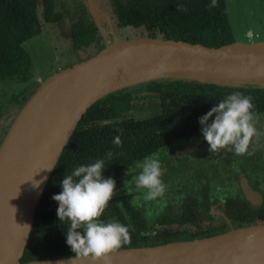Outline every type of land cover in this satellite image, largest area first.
<instances>
[{
	"label": "trees",
	"instance_id": "obj_1",
	"mask_svg": "<svg viewBox=\"0 0 264 264\" xmlns=\"http://www.w3.org/2000/svg\"><path fill=\"white\" fill-rule=\"evenodd\" d=\"M211 3L212 0H126L112 6L118 26L143 27L148 36L207 46L234 41L225 0H216V5L210 7ZM67 12L68 8L60 0H0V79L27 82L17 95L19 107L38 86L32 76L30 54L23 43L41 32L43 21L57 20ZM72 13L73 49L97 42V51L100 50L104 43H99L97 26L89 19L85 5L74 7ZM142 84L145 85L143 93L133 95L127 89L117 90L97 100L83 114L45 185L21 263L75 255L66 243L69 222L60 221L59 204L52 197L62 191L65 175L97 159L105 162L104 177L116 181V195L100 219H114L130 226L131 243L122 248L181 240L166 239V231L156 232V226L192 225L196 231L201 230V236L212 235L199 228L203 220L213 219L209 204L222 208L226 217L240 224L251 222L253 215L264 219V201L258 208L249 207L237 180L239 173L246 172L252 185L264 193V151L258 155L257 150L251 148L249 151L254 154L244 155L249 166L237 160L239 155L234 152L226 159L217 157L210 164L192 163L187 167L179 163L184 169L179 181L170 179L165 184L164 196L153 200L150 208L143 200L142 191L127 189L140 171L136 168L138 162L158 153L161 165L165 164L166 148L176 141L201 134L199 118L226 95L240 91L251 96L255 104L253 111L258 117L263 115L264 86L218 85L182 78H163ZM137 104L141 106L139 114L133 111ZM150 109L151 112L146 113ZM117 135L122 140L120 146L113 143ZM196 165L200 166L196 173L188 170ZM119 188L121 191H117ZM176 188L179 194L175 193ZM167 195L168 200H165ZM136 197H140V201L134 206L131 202Z\"/></svg>",
	"mask_w": 264,
	"mask_h": 264
},
{
	"label": "water",
	"instance_id": "obj_2",
	"mask_svg": "<svg viewBox=\"0 0 264 264\" xmlns=\"http://www.w3.org/2000/svg\"><path fill=\"white\" fill-rule=\"evenodd\" d=\"M87 2L94 14L96 3ZM112 36L88 58L46 75L8 124L0 142V264H93L76 255L24 263L20 259L60 154L97 100L163 78L264 86V40L207 46L148 35ZM238 182L247 205L258 208L264 200L261 191L245 174ZM110 264H264V222L208 236L124 247Z\"/></svg>",
	"mask_w": 264,
	"mask_h": 264
},
{
	"label": "clouds",
	"instance_id": "obj_3",
	"mask_svg": "<svg viewBox=\"0 0 264 264\" xmlns=\"http://www.w3.org/2000/svg\"><path fill=\"white\" fill-rule=\"evenodd\" d=\"M215 5L216 0H212L210 7ZM160 67L162 71L165 70L163 64ZM254 108L251 96L235 91L202 115L199 123L203 137L210 146L209 152L226 149L240 156L253 155L249 151L250 146L255 138L264 135L256 127L259 117ZM118 131L122 132V129ZM113 143L122 145L121 137L115 136ZM136 168L140 171L133 180L138 190H146L143 200L153 201L163 197L167 186L162 180L163 169L158 153L145 157L136 164ZM104 169L102 159L78 166L71 174L65 175L61 182L62 191L52 197L59 204L57 215L60 221H68L70 225L66 243L77 258L89 259L93 264H110L111 257L131 243L130 226L114 219H100L116 195V181L111 177L105 178ZM45 179L43 177L37 181V186ZM139 201L140 197H136L131 203L137 206Z\"/></svg>",
	"mask_w": 264,
	"mask_h": 264
},
{
	"label": "rangeland",
	"instance_id": "obj_4",
	"mask_svg": "<svg viewBox=\"0 0 264 264\" xmlns=\"http://www.w3.org/2000/svg\"><path fill=\"white\" fill-rule=\"evenodd\" d=\"M60 1L64 2L65 7L68 8L67 14L64 13V16L57 20L49 22L43 21L41 32L23 43L31 57V72L34 80L38 77L52 74L53 72L59 71L66 66L74 64L75 62L88 58L89 56L96 53L98 49L94 48V44L97 42L86 46V48L78 50L73 49L71 34L68 32V28L72 22V11H74V7L79 8L80 4L75 6L69 4L70 0ZM225 2L235 40L246 41L249 40V38L253 41L264 40V0H225ZM95 5L97 9L96 12L104 11L102 6L98 10L97 4ZM69 11L71 12L69 13ZM39 15L41 17L40 10ZM94 16L96 19L95 22L105 30V33L103 34V40L107 39L109 42L113 40L112 37L114 35L112 36L111 33H108L109 27L113 29L112 33L118 38H129L146 35L143 27H119L117 25V21L112 17L109 20H103L99 14H94ZM26 85L27 82H21L15 78L4 80L0 79V116H3V122L7 121V123H10V121L8 122V119H6L8 112H10L8 110L19 107L16 105V102L19 101L17 98L19 96L17 95L21 88L25 87ZM144 89L145 85L141 83L140 85H135L128 88L127 90L133 95H137L143 93ZM140 107L141 106H138V104L134 106L133 111L135 114L140 113V111H138ZM146 111V113L151 112V109ZM256 127L259 131L264 132V114L259 116ZM7 129L8 128L6 127H1L3 133H6ZM261 142L264 144V135L260 136L259 138H255L253 141L254 144L252 143V145L259 147L262 145ZM206 143L207 141L200 137L197 140L194 139L193 141L189 142V144H178L167 147L164 152L166 156L163 158L165 164L161 165L163 169V182L166 184L171 181L170 179L172 178L179 181V177L184 173V169L182 168L183 166H180L178 159L185 157V154H195V152L198 151L205 153L207 148ZM200 145H202L204 149H202ZM258 147L255 149L257 152L259 151ZM262 150L264 151V147H262ZM201 157H204V159L207 158L209 160H212L213 158V156L208 155H202ZM183 163V165L187 167L191 164L190 160L187 162L183 161ZM247 166L249 165L247 164ZM198 168H200V166L196 165L194 167L188 168V170L196 173ZM206 169L208 168L206 167ZM127 189L130 191L134 190L138 193L141 191L144 193L146 191L144 189L138 190L135 186V182L128 184ZM117 191H121V188H119ZM175 193L179 194V189L176 188ZM165 198V200H168V195L165 196ZM157 200L158 198L155 201ZM147 202L149 205L148 208H150L153 205V201ZM166 204L167 202L165 201L164 205ZM209 209L211 210L214 219L202 222L199 228L204 231H208L211 234L232 228L264 222V219L260 216L253 215V220L251 222L243 221L240 224L226 217L224 210L216 205L209 204ZM154 231L161 233L166 231V239L176 238L181 240L199 237L202 233L200 232L201 230L196 231L192 225L179 226L176 224L156 226Z\"/></svg>",
	"mask_w": 264,
	"mask_h": 264
},
{
	"label": "flooded vegetation",
	"instance_id": "obj_5",
	"mask_svg": "<svg viewBox=\"0 0 264 264\" xmlns=\"http://www.w3.org/2000/svg\"><path fill=\"white\" fill-rule=\"evenodd\" d=\"M94 1V3L96 2V4H97V7H98V10H99V8L102 6L103 7V12H94V14H99L100 16H101V19H105V20H109L111 17L114 19V20H116L117 21V19L115 18V14H114V11H113V4H115V3H118V2H120V1H122V2H125L126 0H93ZM62 2V1H61ZM69 4H71V5H75V6H77V4H83V5H85V7H86V11H87V13H88V15H89V19L90 20H92V21H94V23H95V25H96V22H95V16H94V14H91V12H90V10H89V6H88V2H87V0H70L69 1ZM78 9V8H77ZM66 17V16H65ZM97 26V25H96ZM120 27V26H119ZM97 31H98V34H99V36H100V42H103L104 43V41L105 40H103L104 38V33H105V30L101 27V28H99V27H97ZM68 32H70V26H69V28H68ZM113 32V29L112 28H108V33H111V34H113L112 33ZM103 35V36H102ZM94 43H96V42H94ZM94 48L96 49L97 48V43L96 44H94ZM18 106V105H17ZM16 109L17 108H15V109H12V110H8V111H10V112H8V114H7V116H6V119H8V122L10 121H12V117H13V115H14V113L16 112ZM2 117L3 116H0V126L1 127H6V128H8L9 127V123H7V121H4L3 122V120H2ZM0 127V128H1ZM1 130V129H0ZM5 134V132L3 133V130H1V133H0V142H1V140H2V138H3V135ZM200 137H202V138H204L203 137V134L201 133V134H199V135H192V136H190V137H187V138H184V139H181V140H179V141H176V142H174V143H172L170 146H173V145H178V144H180V145H185V144H189V142H191V141H193L194 139L195 140H197V139H199ZM262 144V145H261ZM261 146H259L258 147V149H259V151H258V155H259V153L261 152V151H263L262 150V147H264V144H263V142H261ZM206 145H207V148H206V150H205V153H203V152H201V151H198V152H195V154H185V157H183V158H180L179 159V163H182L183 161H185V162H187V161H189L190 160V163L192 164V163H205V162H207V163H212V161L213 160H215L217 157H220L221 159H226L227 157H228V155H232V152L233 151H228V150H226V149H222V150H220L219 152H213V153H210L209 152V144L208 143H206ZM200 147L202 148V149H204V147L202 146V145H200ZM257 147V146H256ZM250 148L251 149H256L255 148V146H253V145H251L250 146ZM202 155H208V156H213V158H212V160H209V159H207V158H205L204 159V157H201ZM238 158H237V160H240L243 164H245V166H247V164L248 163H246L247 162V160H245V156L243 155V156H237ZM204 159V160H203ZM260 160H261V158H259ZM200 160V161H199ZM241 174H245L246 175V177L248 178V176H247V174H246V172H241V173H239L238 174V176H237V180H239V177H240V175ZM248 180H249V178H248ZM249 182H250V184L252 185V183H251V181L249 180ZM238 185H239V182H238ZM253 186V185H252ZM254 188H256L255 186H253ZM239 188H240V186H239ZM259 189V188H258ZM241 190V189H240ZM260 191H261V193L263 194V197H264V193L262 192V190L261 189H259ZM242 192V191H241ZM264 201V200H263ZM209 211H210V213H211V215H212V212H211V210L209 209ZM213 216V215H212ZM213 219H214V217H213ZM205 221H207V220H203L202 222H205ZM209 221V220H208ZM187 226H189V225H187Z\"/></svg>",
	"mask_w": 264,
	"mask_h": 264
},
{
	"label": "crops",
	"instance_id": "obj_6",
	"mask_svg": "<svg viewBox=\"0 0 264 264\" xmlns=\"http://www.w3.org/2000/svg\"><path fill=\"white\" fill-rule=\"evenodd\" d=\"M249 40L253 41L252 39L249 38ZM45 78V76H41L35 79L36 82H38V84L40 83L41 80H43Z\"/></svg>",
	"mask_w": 264,
	"mask_h": 264
}]
</instances>
